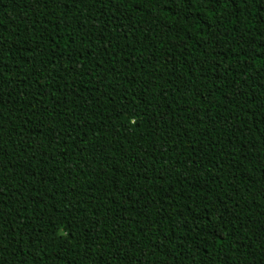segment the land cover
<instances>
[{
    "label": "trees",
    "instance_id": "trees-1",
    "mask_svg": "<svg viewBox=\"0 0 264 264\" xmlns=\"http://www.w3.org/2000/svg\"><path fill=\"white\" fill-rule=\"evenodd\" d=\"M0 264H264V0H0Z\"/></svg>",
    "mask_w": 264,
    "mask_h": 264
}]
</instances>
